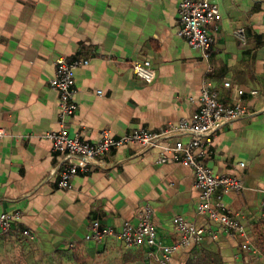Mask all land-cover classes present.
<instances>
[{"label":"crops","instance_id":"crops-1","mask_svg":"<svg viewBox=\"0 0 264 264\" xmlns=\"http://www.w3.org/2000/svg\"><path fill=\"white\" fill-rule=\"evenodd\" d=\"M183 1L0 0V216L21 214L10 234L0 229V264H158L146 247L85 240L92 222L121 230L147 206L164 245L181 239L178 217L205 231L171 264L197 254L223 264H264V0H216L220 16L210 28L215 43L208 58L177 35ZM238 28L245 29L246 44L235 38ZM60 57L89 60L76 72L77 111L67 129L91 144L103 130L120 137L192 120L206 83L228 106L235 92L224 82L244 89L249 114L217 132L203 162L215 174L242 179V191L219 189L213 202L245 226L258 253L197 213L194 171L159 164L156 150L113 149L99 166L76 175L72 189L59 188L61 156L46 135L60 129L59 92L51 86ZM135 61L152 63V84L134 75ZM188 140L182 135L172 143ZM22 230L35 240L24 239Z\"/></svg>","mask_w":264,"mask_h":264},{"label":"built area","instance_id":"built-area-1","mask_svg":"<svg viewBox=\"0 0 264 264\" xmlns=\"http://www.w3.org/2000/svg\"><path fill=\"white\" fill-rule=\"evenodd\" d=\"M220 16V7L216 0H184L179 8L180 26L177 35L188 45L200 50L205 58L214 46L215 39L210 33ZM234 36L242 44H246L247 35L244 28L234 31ZM89 60L68 61L60 57L56 62L55 76L51 86L59 92V125L57 132L46 135L52 143L55 153L61 156V163L55 170L60 177L59 188L72 189V180L80 173H88L99 166L103 159L116 148L125 145H139L145 151L156 150L159 154V164L174 163L189 167L195 174V188L200 194V204L197 213L217 222L221 229L234 237L244 240L243 249L256 254L257 250L251 245L247 229L233 216L224 213L225 206L219 201L213 202L217 190L240 192L245 186L241 178L232 175L213 173L203 162L206 147L213 143L214 137L225 125L234 123L246 117L249 112L243 103L247 92L225 81L226 89L234 90L233 106H228L220 100V94L211 84L206 83L197 99L199 109L192 120H182L178 124H170L160 132L139 129L123 136L116 137L109 130L101 132L100 140L91 144L82 139L79 133L71 135L67 129V122L76 111L75 76L80 67L88 66ZM134 75L147 84H152L157 77L155 68L150 61H135L132 64ZM256 97L258 91L248 92ZM194 101V99H191ZM4 133L0 132V136ZM189 136L187 142L172 139L177 136ZM239 166L243 167V164ZM264 209V202H263ZM21 218L20 213L2 214L0 229L3 234H10L14 224ZM181 239L172 245H164L157 239V232L153 224V211L147 206L140 214L136 224L125 222L121 230L102 227L98 221L91 223L85 240L102 243L109 238L120 241L127 248L146 247L149 257L158 264H171L172 258L193 244L199 243L205 233L197 229L194 224L184 218L175 220ZM24 239L34 241L35 236L29 230H22Z\"/></svg>","mask_w":264,"mask_h":264},{"label":"trees","instance_id":"trees-1","mask_svg":"<svg viewBox=\"0 0 264 264\" xmlns=\"http://www.w3.org/2000/svg\"><path fill=\"white\" fill-rule=\"evenodd\" d=\"M262 247V246H261ZM264 251V246H263ZM186 264H223L220 259L210 255H195Z\"/></svg>","mask_w":264,"mask_h":264}]
</instances>
